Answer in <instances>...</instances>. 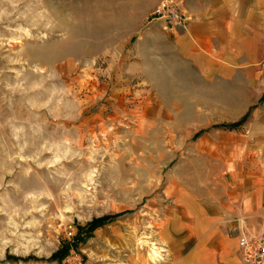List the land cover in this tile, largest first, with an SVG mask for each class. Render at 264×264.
<instances>
[{
	"label": "rangeland",
	"instance_id": "obj_1",
	"mask_svg": "<svg viewBox=\"0 0 264 264\" xmlns=\"http://www.w3.org/2000/svg\"><path fill=\"white\" fill-rule=\"evenodd\" d=\"M162 1L0 0V264H184L207 246V196L237 264L236 238L264 233L227 217L264 154V45L233 76L203 79L154 19ZM258 22L249 37L264 44ZM250 106L253 127L195 137Z\"/></svg>",
	"mask_w": 264,
	"mask_h": 264
},
{
	"label": "crops",
	"instance_id": "obj_2",
	"mask_svg": "<svg viewBox=\"0 0 264 264\" xmlns=\"http://www.w3.org/2000/svg\"><path fill=\"white\" fill-rule=\"evenodd\" d=\"M177 1L192 16L188 30H172L178 38L177 55L199 68L203 79H213L220 75L233 76L236 69L234 66L249 65L254 59H258L264 44H258L257 37L251 40L249 35L259 31L258 19L264 16V0ZM216 58H220L222 63L218 64ZM254 115L256 117L258 114ZM246 123L240 128L253 127L252 122ZM241 135L244 136V133ZM255 160L256 162H252L251 167L245 171L243 180L236 186L235 194L239 196L235 200L239 203L227 213V217L239 224L243 221L247 225L262 226L264 154ZM207 199L209 201L206 204H200L196 208L199 209L196 214L200 217V231L204 234L201 239L207 246L201 245L189 251V248L184 249L188 251L184 264H237L240 260L238 251L235 254L233 250L223 248L224 241L218 236V217L222 208L213 203L212 197L207 196ZM192 218L191 212L184 213L188 225L192 224ZM240 237L241 235L236 238L238 243ZM238 250L240 251V248Z\"/></svg>",
	"mask_w": 264,
	"mask_h": 264
},
{
	"label": "built area",
	"instance_id": "obj_3",
	"mask_svg": "<svg viewBox=\"0 0 264 264\" xmlns=\"http://www.w3.org/2000/svg\"><path fill=\"white\" fill-rule=\"evenodd\" d=\"M154 19L163 20L169 30H188L192 16L175 0H163L154 11ZM244 264H264V233L240 237Z\"/></svg>",
	"mask_w": 264,
	"mask_h": 264
},
{
	"label": "trees",
	"instance_id": "obj_4",
	"mask_svg": "<svg viewBox=\"0 0 264 264\" xmlns=\"http://www.w3.org/2000/svg\"><path fill=\"white\" fill-rule=\"evenodd\" d=\"M261 100H264V94L261 97ZM255 108V106H251L249 111L238 121L236 122H231V123H221V124H214L213 126H211L210 128L207 129H202L199 132L196 133L195 137H200L201 135H203L204 133H206L209 129L212 128H218V129H224V130H236L239 129L244 123H246L248 121V119L251 116L252 110ZM112 217L111 216H105V217H101V218H97L95 220H93L92 222L89 223V227L92 230L97 229L99 226H101L102 224L106 223L107 221H109ZM71 251V248L69 247H62L58 250V252H56L51 259L52 260H58V261H62L63 259H65V257L68 256V253Z\"/></svg>",
	"mask_w": 264,
	"mask_h": 264
},
{
	"label": "bare ground",
	"instance_id": "obj_5",
	"mask_svg": "<svg viewBox=\"0 0 264 264\" xmlns=\"http://www.w3.org/2000/svg\"><path fill=\"white\" fill-rule=\"evenodd\" d=\"M156 247V246H155ZM153 247L152 248V253L150 254V257L153 259V260H156L157 258L160 257V251L158 248H155ZM151 251V250H150ZM158 261V259H157ZM160 261V260H159Z\"/></svg>",
	"mask_w": 264,
	"mask_h": 264
}]
</instances>
